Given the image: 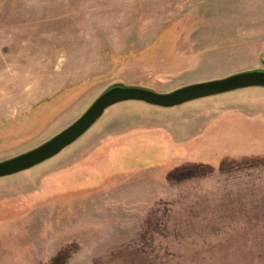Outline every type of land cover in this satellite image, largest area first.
Instances as JSON below:
<instances>
[{"label": "rangeland", "instance_id": "rangeland-1", "mask_svg": "<svg viewBox=\"0 0 264 264\" xmlns=\"http://www.w3.org/2000/svg\"><path fill=\"white\" fill-rule=\"evenodd\" d=\"M0 51L1 160L112 84L264 68V0H0ZM143 102L0 176V264H264V86Z\"/></svg>", "mask_w": 264, "mask_h": 264}, {"label": "water", "instance_id": "water-1", "mask_svg": "<svg viewBox=\"0 0 264 264\" xmlns=\"http://www.w3.org/2000/svg\"><path fill=\"white\" fill-rule=\"evenodd\" d=\"M247 86H264V68L232 72L221 77L183 84L168 91L145 86L112 84L105 88L70 124L27 150L0 160V176L29 168L56 154L78 138L109 105L124 100H140L158 106H174L185 101Z\"/></svg>", "mask_w": 264, "mask_h": 264}, {"label": "crops", "instance_id": "crops-1", "mask_svg": "<svg viewBox=\"0 0 264 264\" xmlns=\"http://www.w3.org/2000/svg\"><path fill=\"white\" fill-rule=\"evenodd\" d=\"M1 52V51H0ZM227 92V91H226ZM223 93V92H222ZM219 94V93H218ZM0 96H5V95H0ZM211 96V95H210ZM205 97H207V96H204V97H200V98H205ZM28 98L30 99V101H29V103L31 102V99H32V90H30V92H29V95H28V93H26L23 97H22V102H27L28 101ZM1 99V103L2 104H5V102H6V99H5V97H2V98H0ZM195 99H197V98H195ZM125 101H129V100H124V101H119V102H116V103H114V104H111V105H109L107 108H105V110L103 111V113L101 114V116H103V114H105L106 112H108V110H109V108H111V107H113V109H111L112 111H109V113L110 112H112V113H115V112H117L121 107H119L118 106V104H120L121 102H125ZM144 103V102H143ZM180 105V104H179ZM129 106H131V104H129ZM175 106V105H174ZM177 106V105H176ZM165 107H170V106H165ZM173 107V106H172ZM2 108V107H1ZM100 116V117H101ZM121 135H123V133L122 134H120V135H117L116 137H118V136H121ZM115 138V137H114ZM142 138H144V136H142ZM124 140V139H123ZM145 140V139H144ZM111 142H113V139L111 140ZM139 142H141V140L139 141ZM147 141L145 140V142L144 143H146ZM117 145V141H116V143L114 144V145H112V146H110V149H115L116 150V146ZM114 147V148H113Z\"/></svg>", "mask_w": 264, "mask_h": 264}]
</instances>
